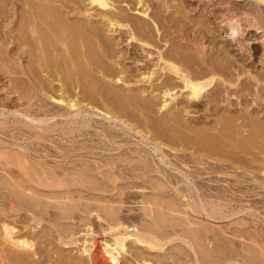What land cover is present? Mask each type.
<instances>
[{"label":"rangeland","instance_id":"374dc122","mask_svg":"<svg viewBox=\"0 0 264 264\" xmlns=\"http://www.w3.org/2000/svg\"><path fill=\"white\" fill-rule=\"evenodd\" d=\"M109 4L0 0V174L8 182L23 181V170L8 159L18 155L56 167L61 182L49 189L59 191L71 189L68 181L76 179H66L59 165H92L84 183L91 190L60 200L43 195L44 203L80 196L76 202L92 210L86 221H105L95 211L100 205L135 208L128 207L125 221H154L159 203L152 196L162 194L165 204H174V217L209 234L207 244L216 243L220 229L229 249L235 248L231 252L240 251L235 262L264 264V0ZM79 6L90 10V19L82 18ZM185 80L203 84L198 98ZM39 124L54 129L46 133ZM16 189L13 198L0 193V264H83L78 249L49 242V217L37 223L18 207L20 191L38 192ZM216 211L225 217L213 218ZM89 236L80 244H90Z\"/></svg>","mask_w":264,"mask_h":264},{"label":"bare ground","instance_id":"6f19581e","mask_svg":"<svg viewBox=\"0 0 264 264\" xmlns=\"http://www.w3.org/2000/svg\"><path fill=\"white\" fill-rule=\"evenodd\" d=\"M90 2V6L92 5H97V7L100 8H107L110 6L109 4V0H88ZM136 1V0H135ZM76 3V2H75ZM36 5V4H35ZM53 7V6H52ZM51 7V8H52ZM30 8V7H29ZM58 8V7H57ZM80 10L81 7L79 6ZM88 9V8H87ZM111 9V8H110ZM85 10V9H84ZM84 10H82V12L80 13V15L82 16V18L84 19H90V13L88 14V10L87 12H83ZM108 10V9H106ZM105 10V11H106ZM45 11V10H44ZM86 11V10H85ZM121 11V10H120ZM123 11V10H122ZM92 12V11H91ZM109 14L111 12V10L109 11ZM115 13V12H114ZM70 15V14H69ZM108 15V14H107ZM63 16V15H62ZM95 16V15H94ZM117 16V15H115ZM115 16H112L109 19H106L108 21H110V23H112L115 18ZM122 16V15H121ZM124 16V15H123ZM122 16V17H123ZM107 17V16H105ZM110 17V16H109ZM118 17V16H117ZM103 18V17H102ZM37 20V19H36ZM130 20V19H129ZM127 20V21H129ZM50 21V20H49ZM137 21V19H136ZM119 22V20H118ZM117 22V23H118ZM138 23V22H137ZM24 24V23H23ZM54 24V23H53ZM85 25V24H84ZM131 25V24H130ZM58 26V25H57ZM70 27V26H69ZM99 27V26H98ZM129 27V26H128ZM263 27V26H262ZM74 28V27H73ZM85 29V28H84ZM101 29V28H100ZM75 30V29H74ZM77 30V29H76ZM104 30V29H103ZM89 31V30H88ZM99 31V30H98ZM71 32V31H70ZM75 32V31H74ZM78 32V31H77ZM104 32V31H103ZM54 33V32H53ZM68 33V32H67ZM112 33V32H111ZM137 33V32H136ZM70 34V33H69ZM102 34V33H101ZM73 35V34H72ZM103 35V34H102ZM59 36V35H58ZM63 36V35H62ZM81 36V34H80ZM93 36V34H92ZM79 37V36H78ZM104 37V35H103ZM102 37V38H103ZM129 37V36H128ZM131 37V36H130ZM61 38V37H60ZM58 39V38H57ZM92 39V38H91ZM137 40V39H136ZM69 41V40H68ZM110 41V40H109ZM109 41H107L109 43ZM106 42V43H107ZM115 43V42H114ZM92 44V43H91ZM79 45V44H78ZM193 45V43H192ZM31 46V45H30ZM105 46V45H104ZM196 48V47H195ZM201 48V47H200ZM111 49V48H109ZM113 49V48H112ZM88 50V49H87ZM94 52V51H93ZM117 52V51H115ZM113 52V53H115ZM153 54V53H152ZM199 54V53H198ZM197 54V55H198ZM205 54V53H204ZM87 55V54H86ZM113 56V54H111ZM171 56V55H170ZM173 58V57H172ZM177 59V58H176ZM202 59V58H201ZM204 59V58H203ZM202 59V60H203ZM196 60V58H195ZM176 61V60H175ZM205 61V60H204ZM4 62V61H3ZM7 62V61H6ZM198 64V63H197ZM206 66V65H205ZM199 67V66H198ZM167 68V67H166ZM125 69V68H124ZM138 69V68H137ZM202 70V68L200 69ZM172 71H174L175 73L179 74V70L176 67H172ZM204 71V70H203ZM207 71V69L205 70ZM223 71V70H221ZM217 73V72H216ZM225 73V72H224ZM128 74V73H127ZM131 74V73H130ZM209 74V72H208ZM212 74V73H211ZM182 76V75H181ZM215 76L214 74L212 75V77ZM195 79V78H194ZM218 79V78H217ZM184 80V78H183ZM191 80V79H190ZM186 85L187 87L192 91L191 93V97L192 98H198L200 96V91L203 90L204 87L203 84H192L189 81H186ZM184 82V83H185ZM196 82V81H195ZM205 84V83H204ZM228 84V83H227ZM205 86V85H204ZM29 93V91H28ZM121 93V92H120ZM26 94V92H25ZM25 96V95H24ZM125 96V95H124ZM34 97V96H33ZM126 97V96H125ZM124 97V98H125ZM118 98V97H117ZM112 101V100H111ZM121 101V100H119ZM119 103V102H118ZM123 104V103H122ZM120 107V106H119ZM128 108V107H127ZM118 109V108H117ZM116 109V110H117ZM124 109V108H123ZM115 110V109H114ZM122 110V109H121ZM119 112V111H118ZM83 113V112H82ZM68 114V113H67ZM70 114V113H69ZM120 114V113H119ZM66 117V116H64ZM52 118V117H51ZM85 118V116H84ZM62 119V117H61ZM110 120V119H109ZM81 121V120H80ZM67 122V121H66ZM44 123H47L44 122ZM63 124V122H61ZM116 123V122H115ZM40 125V124H39ZM124 125V124H123ZM43 132H52V130L54 128L50 127L47 124H43L40 125ZM92 126V125H91ZM33 127L34 126H30ZM58 127V126H57ZM87 127V126H86ZM122 127V125H121ZM127 127V126H126ZM140 127V126H139ZM76 128V127H75ZM94 129V128H93ZM118 130V129H117ZM128 130V129H127ZM42 132V133H43ZM40 133V132H39ZM65 133V132H63ZM111 133V132H110ZM135 133V132H134ZM138 134V133H137ZM37 135V134H36ZM111 136V135H110ZM114 136V135H112ZM141 137V136H140ZM124 139V138H123ZM43 140V139H42ZM145 140V139H144ZM120 141V140H119ZM122 141V140H121ZM152 142V141H150ZM124 143V142H123ZM128 143V142H127ZM42 144V143H41ZM55 144V143H54ZM32 145V144H31ZM66 145V144H65ZM106 145V144H105ZM89 147V146H88ZM94 147V146H91ZM121 147V146H120ZM47 148V147H46ZM107 148V147H106ZM156 148V147H155ZM26 149V148H25ZM31 150V149H30ZM74 150V149H73ZM132 150V149H131ZM27 151V150H26ZM139 151V150H138ZM124 152V151H123ZM8 153V152H7ZM20 155V154H19ZM27 155V154H25ZM29 155V154H28ZM44 155V154H43ZM140 155V154H139ZM12 156V155H11ZM18 156V155H17ZM17 156H12L8 159H10L12 162V164L19 166L24 172V179L23 181L17 182V183H13L12 181L8 182L2 174H0V193H4L6 194V196L13 198L16 195H19V191H17L18 187H20L21 189H34L36 190L35 194L33 193V196L29 195V196H23L24 193H21L22 196H19V201H18V207H22L24 209H26L28 211V213L32 216V219H34L36 222L37 221H41L44 217L46 218L49 217V219L45 222L48 223V229H49V242L50 240H52L53 242L56 241L55 243H58V245H64L68 246V247H73L78 249L79 252H81V256L83 259V262L85 264H239L237 262H235V255H237L236 253H239L240 251L235 250L236 253H233L231 251H234L235 248H233V250H230L228 245H227V238L225 239L223 236L224 231H219L216 232L217 237H215L216 239V243L211 246L209 244H207V237H209V234L205 235V233L203 232V230L201 229H197L195 227H192L189 223L185 222V221H181V219L178 217H174L172 215V212L170 213L169 209L174 210V204L169 203V204H165L167 203L166 201H162V194L158 195V197L152 196L158 206L156 207V215L154 217V221H150L145 219V217H142L140 215L139 221H125L127 219H130V210L132 207L128 209V207L123 209L120 206L117 207H111V205L109 206H105V205H100L101 203H98V208L95 210L98 212V215L105 221H86L87 219L85 218L86 214H90L91 211L89 209H87V204H82V203H77V199H75L74 202L69 203L68 201L70 200H66L65 202H63L61 200V202L58 204H53L52 202H48L49 205H54L52 210L48 209L47 205L44 203L43 200V195L45 197V195H51L52 198H54L55 200H60V199H67V195H69V193L71 194V192H79L81 193L82 191L86 192V188H89L88 185H85V182H90L88 181V176L90 175L91 171V167L89 166H85L82 168H73V167H67L64 165H59L62 168V175H67L66 179L68 178V176L70 177V174L75 175L76 179L72 180L69 179L70 181H68L70 183V186L72 187L71 189H66V190H59V191H54V190H50L49 187L51 188H56L57 184L56 183H60L61 180L57 177V175L59 174V171H57L54 167H47V165L43 164V163H27L25 161V159H21ZM21 156V155H20ZM50 156V155H49ZM106 156V155H104ZM120 156V154H119ZM125 156V155H123ZM152 156V155H151ZM28 157V156H27ZM68 157V156H67ZM115 156H113L114 158ZM143 157V156H142ZM146 157V156H145ZM144 157V158H145ZM6 158V157H5ZM23 158V157H22ZM110 158L112 160V157L110 155ZM109 158V160H110ZM119 158V157H118ZM148 158V157H147ZM120 159V158H119ZM132 159V158H131ZM30 160V159H28ZM33 160V159H32ZM103 160V159H102ZM108 162V159H106ZM161 160V159H160ZM78 161V160H77ZM124 161H126L124 159ZM2 162V161H1ZM35 162V161H34ZM43 162V161H42ZM102 162V161H100ZM112 162V161H111ZM110 162V163H111ZM128 162V161H126ZM140 162V161H139ZM139 162H137V164H139ZM144 163V161H142ZM162 162V161H161ZM164 162V161H163ZM169 162V161H168ZM4 163V162H3ZM61 163V162H60ZM114 163V162H113ZM148 163V162H147ZM50 164V163H49ZM52 164V163H51ZM72 164V163H71ZM85 164V163H84ZM100 164V163H99ZM149 165L150 162L148 163ZM162 164V163H161ZM3 165V164H2ZM73 166H76L74 164H72ZM71 165V166H72ZM83 165V164H81ZM87 165V164H86ZM129 165V164H128ZM140 165L141 162H140ZM165 165V164H164ZM80 166V165H78ZM101 166V165H100ZM145 168L146 164L144 163ZM148 166V165H147ZM99 167V166H98ZM118 167V166H117ZM125 167V166H124ZM151 167V166H150ZM3 168V167H2ZM58 168V166H57ZM123 169V166L121 167ZM133 168V167H132ZM139 168V167H138ZM144 168V167H143ZM1 169V168H0ZM94 169V168H92ZM119 169V168H118ZM131 169V168H130ZM135 169V168H134ZM151 168H149L150 170ZM104 170V169H103ZM132 170V169H131ZM138 170V169H137ZM143 170V169H142ZM145 170V169H144ZM143 170V171H144ZM148 170V169H147ZM198 170V169H197ZM4 171V170H3ZM7 171V170H6ZM35 171V172H34ZM116 171V170H115ZM123 171V170H121ZM130 171V170H129ZM134 171V170H133ZM152 171V170H151ZM34 174H33V173ZM103 172V171H102ZM110 172V171H109ZM136 172V171H135ZM139 172V171H138ZM153 172V171H152ZM2 173V172H0ZM106 173V172H105ZM104 173V175H105ZM111 173V172H110ZM113 173V172H112ZM147 173V172H146ZM155 173V172H154ZM158 173V172H157ZM163 173V172H162ZM57 174V175H56ZM101 174V173H100ZM99 174V175H100ZM132 174V172H131ZM103 175V174H101ZM110 175V174H109ZM118 176V174H116ZM138 175V174H135ZM144 175V174H143ZM156 175V174H155ZM159 175V174H157ZM47 176L48 178L50 177V179L53 181H51L52 183H49L46 180H43L42 177ZM112 176V175H111ZM139 176V175H138ZM142 176V175H141ZM154 176V175H153ZM74 177V176H73ZM72 177V178H73ZM91 177V176H90ZM97 177V176H94ZM93 177V178H94ZM110 177V176H109ZM123 177V176H122ZM137 176H134L133 178H135ZM152 177V176H151ZM156 177V176H155ZM8 178V177H7ZM22 178V177H21ZM35 178V182H37V184L41 185L44 187V189H38L37 187L34 186L32 179ZM61 178V177H60ZM107 178V177H106ZM111 178V177H110ZM114 178V177H113ZM124 178V177H123ZM138 178V177H137ZM141 178V177H140ZM154 177H152L153 179ZM160 178V177H159ZM46 179V178H45ZM90 179V178H89ZM95 179V178H94ZM97 179V178H96ZM149 179V178H148ZM150 179V180H152ZM155 179V178H154ZM22 180V179H21ZM100 180V178H99ZM138 180V179H137ZM149 180V182H151ZM163 180V179H161ZM64 181V179H63ZM147 181V180H146ZM153 181V180H152ZM15 182V181H14ZM93 182V181H92ZM95 182V181H94ZM105 182V181H104ZM107 182V181H106ZM110 182V180H109ZM113 182V181H112ZM148 182V181H147ZM111 183V182H110ZM115 183V182H114ZM113 183V184H114ZM135 183V182H134ZM191 183V182H190ZM66 184V183H65ZM91 184V183H89ZM97 184V183H94ZM101 184V183H99ZM129 184V183H128ZM152 184V183H150ZM158 184V183H157ZM156 184V185H157ZM161 184V182L159 183ZM69 185V184H68ZM92 185V184H91ZM105 185V184H104ZM140 185V184H139ZM144 185V184H143ZM153 185V184H152ZM95 186V185H94ZM117 186V185H116ZM123 186V185H121ZM135 186V184L133 185ZM155 187V185H153ZM83 187V188H82ZM95 186V189L98 190V187ZM118 187V186H117ZM148 187V186H147ZM160 187V186H159ZM40 188V187H39ZM111 188V187H110ZM115 188V187H114ZM127 188V187H126ZM130 188V187H129ZM153 188V187H152ZM151 188V189H152ZM168 188V187H167ZM166 188V189H167ZM102 189V187H101ZM99 189V190H101ZM149 189V188H147ZM158 189H162L161 187ZM20 190V189H19ZM22 190V191H23ZM32 190V191H34ZM91 190V189H90ZM104 190V189H103ZM107 190V189H106ZM118 190V189H117ZM109 191V190H107ZM18 192V193H17ZM88 192V191H87ZM98 192V191H97ZM164 192V190H163ZM161 192V193H163ZM168 192V191H167ZM43 193V194H42ZM46 193V194H44ZM166 193V192H164ZM74 194V193H73ZM102 194V193H101ZM79 195V194H78ZM135 195V194H134ZM141 195V194H140ZM86 195H84L85 197ZM42 197V198H41ZM48 197V196H47ZM73 197V196H72ZM104 197V196H103ZM107 197V196H106ZM147 197V194H146ZM145 197V198H146ZM149 197V196H148ZM46 198V197H45ZM70 198V196H69ZM75 198V196H74ZM81 198V197H80ZM83 198V197H82ZM87 201L88 202L91 198ZM84 198V199H86ZM108 198V197H107ZM105 198V199H107ZM128 198V197H127ZM165 197H163L164 199ZM49 199V198H48ZM51 199V198H50ZM73 199V198H71ZM94 199V198H93ZM93 199H92V203H93ZM96 199V198H95ZM94 199L95 203L96 200ZM105 199L103 202H105ZM170 199V198H169ZM168 199V200H169ZM54 200V201H55ZM98 200V199H97ZM102 199H100L101 201ZM147 200V198L145 199ZM149 200V198H148ZM154 200V201H155ZM49 201V200H48ZM77 201V202H76ZM82 201L81 199H79V202ZM108 201V200H107ZM110 201V200H109ZM112 201V200H111ZM171 200H169L170 202ZM57 202V201H55ZM118 201H116L117 203ZM154 202V203H156ZM47 203V200H46ZM109 203V202H108ZM142 203V202H141ZM144 203V202H143ZM151 203V202H150ZM153 203V202H152ZM168 205L170 208H168ZM175 203V201L173 202ZM179 203V202H178ZM97 204V203H96ZM95 204V205H96ZM148 204V202L146 203V205ZM48 205V206H49ZM172 205V206H170ZM176 205V203H175ZM148 206V205H147ZM89 207V206H88ZM95 207V206H94ZM172 207V208H171ZM194 207V206H193ZM143 208V207H142ZM141 208V209H142ZM146 208V207H144ZM143 208V209H144ZM180 208V205H179ZM92 209V208H91ZM135 209V208H132ZM149 209V208H148ZM155 209V208H154ZM176 209V208H175ZM195 209V208H194ZM23 210V209H22ZM169 210V211H167ZM94 211V212H95ZM146 211V210H145ZM83 213L82 217L79 216V214ZM93 213V212H92ZM141 213V212H140ZM144 213V212H143ZM177 213V212H176ZM182 213V212H181ZM134 214V213H133ZM143 215V214H142ZM133 216V215H132ZM154 216V215H153ZM95 217V216H94ZM134 217V216H133ZM213 218H220L222 219L223 217H225L222 212L220 211H216L212 214ZM80 221H69L71 219L76 220L79 219ZM86 219V220H85ZM132 219V218H131ZM136 219V218H135ZM184 219V218H183ZM99 220V219H98ZM44 221V220H43ZM219 222V221H218ZM38 223V222H37ZM194 223V222H193ZM197 223V222H196ZM43 224V223H42ZM195 224V223H194ZM199 224V223H198ZM202 224V223H201ZM39 225V224H38ZM47 225V224H46ZM45 225V227H46ZM40 226V225H39ZM211 227V226H210ZM217 227V226H216ZM45 229V228H44ZM224 229V227H223ZM226 229V228H225ZM239 229V228H238ZM237 229V231H238ZM207 230V229H205ZM204 230V231H205ZM210 230V229H209ZM216 230V228H215ZM234 230V229H233ZM243 230V229H242ZM211 231V230H210ZM217 231V230H216ZM226 231V230H225ZM235 231V230H234ZM239 232V231H238ZM242 232V231H241ZM207 233V231H206ZM215 233V232H214ZM213 234V233H212ZM226 234V233H225ZM236 234V233H235ZM89 236L90 237V244H87L89 242H87L86 240H84L82 242V244H80L81 240H82V236ZM214 235V234H213ZM230 235V234H229ZM237 235V234H236ZM240 235V234H239ZM242 235V234H241ZM226 236V235H225ZM238 236V235H237ZM242 236H246V235H242ZM82 237V238H81ZM229 237V236H227ZM211 239V237H209ZM10 239V238H9ZM209 240V239H208ZM229 240V239H228ZM234 240V239H233ZM11 241V240H10ZM16 241V240H15ZM213 241V240H212ZM12 242V241H11ZM236 242V241H235ZM234 242V243H235ZM17 244V246L19 247H24L25 248V243L24 242H14ZM233 243V244H234ZM213 244V243H212ZM98 245H100V249H98ZM232 246V245H231ZM244 246V245H243ZM245 247V246H244ZM232 249V248H231ZM243 250V249H242ZM242 252V251H241ZM241 254V253H240ZM235 258H234V257ZM243 256V255H240ZM239 257V255H238ZM240 258V257H239ZM69 262V261H68ZM241 262V261H240ZM76 263V262H75ZM83 263V264H84ZM62 264V263H61ZM80 264V263H79ZM82 264V263H81ZM243 264V261H242ZM255 264V263H254Z\"/></svg>","mask_w":264,"mask_h":264}]
</instances>
